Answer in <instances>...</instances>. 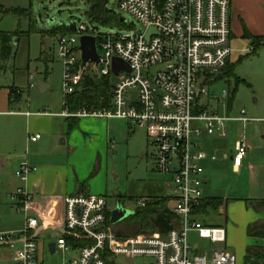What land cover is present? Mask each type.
<instances>
[{"label":"built area","instance_id":"2783aa9c","mask_svg":"<svg viewBox=\"0 0 264 264\" xmlns=\"http://www.w3.org/2000/svg\"><path fill=\"white\" fill-rule=\"evenodd\" d=\"M119 8L143 30L125 20L127 31L101 34L97 28L78 22L75 34L57 40L65 97L77 91L90 67L88 75L92 78L118 79L112 84L109 107L77 112L66 108L62 116L118 119L129 122L135 130L144 129L149 144L155 147L157 171L170 176L172 211L178 225L166 235L119 239L109 225L115 208L110 209L107 196H68L56 251L67 257L65 264H120L122 258L143 260V264H244L225 248L211 249L210 255L205 249H196L189 239L194 233L214 245L227 243L224 227L207 226L199 220L207 202L205 164L218 161L217 155L203 149L200 140L204 136L226 138L229 123L248 122L244 113L238 118L220 114L229 99L228 91L218 97L211 93L217 77L224 78L231 63L232 0H120ZM152 29L156 33L148 38ZM86 35L97 38L100 63L90 62L83 69L80 47ZM115 58L126 62L131 73H114ZM40 138L36 135L31 140ZM249 151L246 140L236 142L231 157L235 171L243 167ZM33 171L23 163L17 176L26 182ZM12 198L18 202L19 211H26L32 199L23 188ZM139 204L145 207L146 201ZM40 230V220L27 215L22 235L0 232V247L14 255L2 264H44L38 242Z\"/></svg>","mask_w":264,"mask_h":264},{"label":"rangeland","instance_id":"374dc122","mask_svg":"<svg viewBox=\"0 0 264 264\" xmlns=\"http://www.w3.org/2000/svg\"><path fill=\"white\" fill-rule=\"evenodd\" d=\"M18 9V17L10 12H0V29L15 34L10 49L12 57L5 64L1 73V84L16 86L23 94V103H28L30 111H49L61 113L64 110V66L57 54V40L61 35L53 34L55 25H49V19L58 21L79 22L98 28L101 34L127 31L128 27H104L92 24L87 19L89 0H12ZM120 0H109L107 8L134 23L136 29L143 30L130 15L119 8ZM127 28V29H126ZM50 42L47 44V40ZM17 42V43H16ZM233 54L231 64L236 66L235 75L216 81L211 87V93L218 97L223 91H228L233 97L231 110L229 99L225 107H221L220 114L234 118L244 113L248 122H232L228 126V136L223 139L205 136L200 143L207 152L215 153L216 163H207V181L209 185L204 189L205 197L218 198L226 201L219 209H205L199 220L207 226H221L227 231V243L214 245L202 241L197 234L191 233L189 239L197 249H205L212 255L211 249L225 248L238 256L243 263L246 250L250 246L259 244L264 247V240L248 236L250 224L264 220V212L255 208H248L246 200H264V46L254 51L251 43L245 39L232 41ZM100 49V54H101ZM92 68V67H90ZM90 68L85 74L90 73ZM123 77V76H122ZM112 78V84L117 83ZM238 81H241L238 83ZM40 84L50 87L46 93H41ZM19 91V89L14 90ZM18 94V93H17ZM17 96H20L18 94ZM130 123L122 120H111L110 136L116 149L110 157L105 158L103 169L99 167L92 171L86 181L88 193L93 194L91 181L96 180V187L101 188L102 195L107 196L110 209L121 206L134 214L143 201L155 202L160 197L171 195L170 176L157 171L154 164L155 147L149 144L144 129L133 132ZM246 140L250 146L249 156L243 168L236 172L232 166L231 157L235 152L238 141ZM27 157L30 151L24 144L19 152ZM228 156V160L225 157ZM5 160H7L5 162ZM23 164V163H22ZM21 166L20 160L5 155L0 159V232L21 233L26 227V213L18 210L17 202L12 196L22 188L23 182L17 172ZM45 215L47 223L41 221V230H51L52 240L55 242L58 229L63 224L57 220L56 210L49 209ZM124 221L111 225L115 231ZM47 235V234H45ZM47 238L39 241L40 257L45 264H65L67 257L58 251L51 255ZM12 255L7 249L0 247V263L10 260ZM143 260L120 259V264H143Z\"/></svg>","mask_w":264,"mask_h":264},{"label":"crops","instance_id":"0c3cea01","mask_svg":"<svg viewBox=\"0 0 264 264\" xmlns=\"http://www.w3.org/2000/svg\"><path fill=\"white\" fill-rule=\"evenodd\" d=\"M18 9L26 8L15 6L12 0H0V12L8 13ZM231 25L232 41L245 39V30L255 37H264V0H232ZM2 33L12 32L0 29V47ZM13 39L14 37L11 39L9 47L12 46ZM10 50L11 55L6 62L3 61L0 52V77L5 64L13 55V49ZM42 85H44V91L40 88L41 93H46L50 87L45 84ZM12 89H19L13 96V100L10 98ZM20 90L14 85L1 84L0 78V159L5 155L10 157L14 153V157L19 159L21 164L27 163L34 169L26 182L20 179L23 182L22 188L32 198L27 205V210H24L26 216H34L40 220V223L42 221L46 224L48 220L44 217H46L45 215H47L49 209H52L57 211V220L63 224L66 197L102 195V189L99 186L96 187V180L90 182V185L94 188V193H88L86 181L96 168L99 167L100 171L103 169L106 156L110 157L116 149V145L110 136V122L118 119L63 117L62 113L66 110L65 95L64 110L61 113L30 111L28 103L26 105L23 103L24 92L21 93ZM17 93L20 96H17ZM130 127L133 132L136 131L131 124ZM36 135H41V138L34 142L31 138ZM24 144L27 145V150L30 151L27 157L19 154ZM207 163L213 164L216 162ZM207 175L206 169L204 189H207L209 185ZM205 198L207 201L212 199L210 197ZM12 200L17 202L13 198ZM15 206L18 207V205ZM50 231V229L40 230L38 242L41 238H47L49 240L48 250L51 255H55L57 251L52 254L49 245L51 243L56 244L60 233L57 232V240L54 242L52 235L49 234ZM197 249L202 250L201 248ZM7 252L12 255L9 260L11 261L14 255L8 250ZM6 261L8 260L3 262ZM42 261L44 262V259ZM243 263H245V259Z\"/></svg>","mask_w":264,"mask_h":264},{"label":"trees","instance_id":"16d2710c","mask_svg":"<svg viewBox=\"0 0 264 264\" xmlns=\"http://www.w3.org/2000/svg\"><path fill=\"white\" fill-rule=\"evenodd\" d=\"M109 0H89V9L87 11V19L92 24L104 27L125 28L126 21L115 12L110 11L108 6ZM10 13L21 17L18 10H12ZM98 29V28H97ZM53 34L61 36H70L75 34L66 27H55ZM15 36L13 33H2L0 52L4 62L11 55L9 43ZM244 38L251 43L254 51L264 46V37H255L245 30ZM236 66L229 64L224 71V78H231L235 75ZM241 81H238L240 83ZM15 91L12 89L10 98L13 100ZM233 96L229 94V109L233 104ZM112 102V82L110 78H92L89 75L83 78L82 84L77 91L66 97L65 107L71 112H77L84 108H106ZM248 208H255L264 212V200H246ZM123 204V203H122ZM226 204L223 199L212 198L206 202L202 209H219ZM124 205V204H123ZM174 200L171 196L160 197L155 202L146 201L145 207L138 208L135 213L126 219L120 227L115 229V233L119 239H128L139 235L152 236L155 234L166 235L174 230L177 225V219L172 211ZM109 225L111 222L109 221ZM248 236L259 240H264V220L256 221L249 225L247 230ZM83 245V242H78ZM244 264H264V247L260 245L250 246L246 250Z\"/></svg>","mask_w":264,"mask_h":264},{"label":"water","instance_id":"95a60500","mask_svg":"<svg viewBox=\"0 0 264 264\" xmlns=\"http://www.w3.org/2000/svg\"><path fill=\"white\" fill-rule=\"evenodd\" d=\"M125 20V19H123ZM49 25L53 26L56 25V27H66L70 29L73 32L78 31V22H67V21H58L57 19H49ZM156 33L155 29H152L148 38L152 36L153 34ZM50 40H47V43H49ZM80 50L82 52V68L84 69L90 62L99 64L100 63V58L98 55V50H97V38L94 36H83L81 38V47ZM121 71H126L131 73V68L130 66L124 62L121 59L115 58L113 60V72L118 74ZM223 75H219L217 77V80H222ZM40 88L42 91H44V85L40 84ZM133 214L130 213L128 210H126L123 206L116 207L111 213V224L116 225L122 221H125L128 219L130 216ZM49 248L51 250L52 254L56 253V244L51 243L49 245Z\"/></svg>","mask_w":264,"mask_h":264},{"label":"flooded vegetation","instance_id":"af4514ba","mask_svg":"<svg viewBox=\"0 0 264 264\" xmlns=\"http://www.w3.org/2000/svg\"><path fill=\"white\" fill-rule=\"evenodd\" d=\"M118 203H119V204H121V206H123V204H122V203H120L119 201H118Z\"/></svg>","mask_w":264,"mask_h":264}]
</instances>
